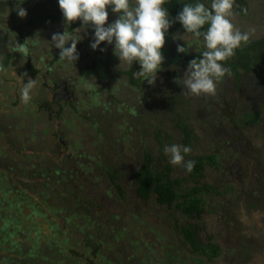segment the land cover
<instances>
[{
  "label": "rangeland",
  "instance_id": "obj_1",
  "mask_svg": "<svg viewBox=\"0 0 264 264\" xmlns=\"http://www.w3.org/2000/svg\"><path fill=\"white\" fill-rule=\"evenodd\" d=\"M21 6L27 10L23 18L15 10L19 0H0V33L7 28L17 35V44V39L30 44L25 57L15 49L9 59L11 43L0 42V62L5 59L2 55L9 61L0 70V129L7 116L21 125L9 128L7 136L0 134V187L27 189L35 195L39 190L35 183L46 171L51 177L50 188L63 191L62 202L77 213L72 219L83 227L74 231L67 225L75 249L64 254L60 248L66 243L48 247V238L40 239L43 247L34 252L32 230L27 238L20 237L24 240L12 236L10 244L21 242L19 251L14 252L7 241L3 242L0 264H198L197 253L182 232V227L190 224L198 226L200 243L210 239L221 247V255L209 264H264V111L252 105L253 94L264 90V64H251L239 75H226L217 85L215 96L188 95L176 78L183 76L195 55H200L201 47L185 34L190 47L186 53L177 52V44H186L180 38L184 31L170 25L162 47L164 60L154 83L133 75L135 81H128L130 68L117 67L119 59L113 54V46L101 42L99 47L105 51L99 47L93 50L89 44L93 29L81 28L78 18L65 25L63 18H56L60 8L45 0H23ZM239 8L245 13L234 11V22L241 30L255 28L250 41L263 36L264 0H245ZM116 15L109 9L106 23ZM79 29L83 37L76 45L79 58L74 65L64 64L58 60L59 49L51 48L47 40L55 32L76 33ZM242 45L237 49H243ZM41 56L42 61L38 59ZM44 61L47 68L51 67L47 96ZM132 67L131 73L140 65L133 62ZM68 75L79 81L74 102L77 98L82 101L72 106L61 103L56 106L57 113L45 110L42 99L52 101L48 79L60 81ZM29 77L35 78L36 87L32 101L25 106L20 103L19 88ZM36 107L43 112L44 122L34 121ZM22 110L25 118H19ZM248 115L255 120L246 121ZM188 129L194 135L191 138H185ZM173 142L191 147L186 160L207 151L218 153L216 163L204 164V176L195 185L215 183L220 192L205 197L204 210L197 217L185 214L174 204L161 203L153 195L143 198L132 181L148 152L153 164L160 169L170 166V176L177 177L186 190L191 187L194 183L188 171L182 165L170 164L163 152L164 145ZM103 166L109 167L114 182ZM54 168L65 172L60 176L67 180L59 185L53 180L59 177L54 175ZM69 172L76 174L69 176ZM4 178L11 181L9 185ZM22 208L32 215L31 208ZM44 209L46 216L52 217L47 206ZM32 220L47 235V220L37 215H32ZM23 226L28 228V224ZM55 238L61 240L63 235Z\"/></svg>",
  "mask_w": 264,
  "mask_h": 264
},
{
  "label": "clouds",
  "instance_id": "obj_2",
  "mask_svg": "<svg viewBox=\"0 0 264 264\" xmlns=\"http://www.w3.org/2000/svg\"><path fill=\"white\" fill-rule=\"evenodd\" d=\"M15 7L21 18L27 15V10L21 6ZM168 0H57L65 25L71 24L77 18L81 28H91L92 39L89 44L96 50L101 42L113 46V54L119 59V66L131 68L133 62L140 65L134 71V77L140 76L153 84L157 72L162 67L164 56L162 47L170 25L179 21L184 32L180 38L186 44H177L176 50L186 53L190 47L185 34H190L201 47L200 55L191 59L182 77L176 78L183 85L182 92L192 96H215L217 85L226 75L231 76V69L224 63L235 54V50L243 43L250 41L255 33L254 27L246 30L234 22L235 0H185L182 9L173 19H169L168 9L164 6ZM109 9L117 14L111 22L108 21ZM206 25V27H205ZM76 33L55 32L50 41L51 48L59 49V61L74 65L79 58L77 42L83 37ZM100 51L105 48L99 47ZM23 76H27L24 73ZM36 87L35 78L23 79L19 88V99L23 105H28L33 98ZM168 162L172 165H182L191 172L192 160L185 157L191 152L186 144L173 142L163 147Z\"/></svg>",
  "mask_w": 264,
  "mask_h": 264
},
{
  "label": "trees",
  "instance_id": "obj_3",
  "mask_svg": "<svg viewBox=\"0 0 264 264\" xmlns=\"http://www.w3.org/2000/svg\"><path fill=\"white\" fill-rule=\"evenodd\" d=\"M45 2L51 3L53 7H59L57 0H48V1L45 0ZM184 2L185 0H168V2L164 6L168 9L169 19H173L176 16V14L182 9ZM244 2L245 0H235L233 10L234 11L238 10L241 11L240 13H245V11H242L241 8H239L243 5ZM45 4L44 6L47 5ZM51 15H48V17H50ZM56 18L62 19L63 18L62 13L60 12L59 15L56 16ZM171 26L176 30L184 31L179 21H174L171 24ZM4 39L8 41L6 36L0 34V42H2ZM4 43L5 45L7 44L6 42ZM9 53H13V52L10 51ZM26 53L27 50H25L20 55L25 57L27 55ZM244 54L247 55L246 58ZM29 59L32 58L29 57ZM224 63L235 73L238 72V71L236 72V68L237 69L242 68L244 70H248L249 68H251L249 66L251 64H253L255 67L258 66L259 63H264V35L253 40L252 42H250L249 45H246V47H244L243 49H236L235 54ZM8 64L9 61L7 58H5L2 61V63H0V70H2L4 67L6 68ZM132 69L133 67L130 68V70H128V73L130 74V79L135 81L131 73ZM23 112L25 111L22 110V113H20L21 116L19 118L26 117V115ZM132 112L136 113L135 110H133ZM252 119L255 120V117H252ZM96 126L98 127V125ZM19 127H21V125L18 123V121H15L13 118L9 120V116H7L5 119V124L3 123V128L0 129V134H2V137H4L3 135H6L5 132L9 128L17 129ZM185 132L187 133L188 131L185 130ZM188 160L193 161L191 174L193 175V177H196L195 178L196 181L200 179L197 177L202 175L201 172L204 167V163L206 161H213L214 163H216L214 157H210L209 155L207 156L205 154L190 157ZM170 169H171L170 166L160 169L158 165L153 164L150 155L148 154V152H146L145 160L142 161V165L139 167L137 171L133 173L132 181H135L136 183L137 193L141 195L143 198H147L153 195L161 203H167L168 205L174 204L175 207L182 210L191 217L199 216L204 210L203 207L204 198L201 196L202 194L201 189L199 188V186L195 185L191 189L185 191H182L181 190L182 187H180L181 191L178 192L176 190L175 185L179 184L180 180L177 177L170 176L171 173ZM103 170H105L104 173L110 177V180L114 182V175L111 174V170L109 169V167L103 166ZM45 172L46 171H44L43 174ZM61 172L64 171L63 170L61 171L59 168H54L53 170L54 175L59 176V177L56 176L57 178L53 179L56 185H59L58 183H60L61 181L67 180L65 179V176H60ZM72 174H76V172L73 173L69 172V176H72ZM44 175L46 177L44 176V178H42L38 183H35V185L39 186L38 188L39 190L36 191L37 193H35V195L31 194L30 192L27 193L26 191L27 189L16 190L14 187L12 188V190H10V189H5V187H0V193H1L0 245L3 242L7 241V245L9 244V248L11 250H14L15 252L18 250L19 243L21 242L20 241H18L17 243L11 242L10 244V237L15 236L21 240H24L23 238L20 237H22V235L23 236L26 235L25 237L27 238L28 231L30 232L32 230L34 237L31 238L33 241L32 242L33 246L31 247V249L34 250V252L36 248L42 249L41 247L43 246H40L41 243L40 239L44 240L45 238L46 240L48 238L47 242L45 243L46 245H48V247H50L52 243L54 245L57 244L58 246H60L65 242L66 246L63 247L61 246L60 248L61 249L60 253L62 254L68 251L74 252L75 248L72 243V239L69 231H66V227L68 225L74 231H82L81 229L77 228L82 225H78L76 221L72 219L73 217L77 216V213L74 212L72 209H69V207L62 202V197L64 196L63 191L60 190V188H57V190L51 189L50 188L51 177L48 175V173ZM3 180H5L6 185H9L11 182V181H7L6 178H4ZM204 186L205 188L216 189V186L210 183H206ZM30 188L33 189L32 187ZM118 190L123 191V189L120 187L118 188ZM23 206H26L27 208H31L32 210L31 213L33 216L37 215L47 220V226H48V233L46 232L47 235L42 234L41 228L38 225H36L35 222L32 220V215L28 214L23 210L22 208ZM44 206L45 207L47 206V210H48L47 213L50 212L52 217L48 218L46 216V210L44 209ZM69 211L73 213L68 215L67 213ZM58 219H62L64 222L62 224H59L57 222ZM26 224H28V228H25L23 226ZM197 230H198V226L193 224L184 225L182 227V232L185 236V239L187 240V243L192 248V250H194L197 253L198 256L196 259L197 263L209 264L211 261H213L214 259H216L218 256L221 255L222 253L221 247L218 243L210 239L207 242L200 243L197 238ZM60 234L63 235V238L61 240L55 238L57 235ZM9 248L8 246L6 247V249L8 250ZM31 251L28 250L27 253ZM167 260L171 261L170 259Z\"/></svg>",
  "mask_w": 264,
  "mask_h": 264
},
{
  "label": "flooded vegetation",
  "instance_id": "obj_4",
  "mask_svg": "<svg viewBox=\"0 0 264 264\" xmlns=\"http://www.w3.org/2000/svg\"><path fill=\"white\" fill-rule=\"evenodd\" d=\"M45 23H47V15H46V21H45ZM5 32L3 33H0L1 35H5L6 36V38L8 39V41L6 40V39H4L5 40V42L6 43H8V42H10L11 43V45H12V47H11V45H10V48H9V50L11 51V52H13V50H15V49H17V50H19V53L20 54H22L25 50H28V46L30 45L26 40H21L20 42H22V43H20L19 41H18V39L16 40L19 44H17L16 42H15V37L17 36L16 34H14L13 32H11V31H9L7 28L4 30ZM31 41H34V40H31ZM253 40H251V41H249V42H247L246 44H243L242 45V48H244V47H246V45H249L250 44V42H252ZM14 44V45H13ZM259 50V49H258ZM7 53V52H6ZM47 53V52H46ZM27 54V53H26ZM238 54V53H237ZM13 56V53H10V55H9V52H8V58L10 59L11 57ZM6 56H4V55H2V58H7ZM21 59H22V57L21 56H19ZM24 57V56H23ZM94 58V57H93ZM96 58V57H95ZM39 60H41L42 61V56L41 57H39L38 58ZM0 63H2V62H0ZM260 64V63H259ZM262 64H264V63H262ZM98 66L96 67L97 68V70H98V73H100V68H99V64H97ZM44 66H46V75H44V77H46V82H45V87L46 88H44L45 90H46V96H47V73L49 74V72H50V64H49V67L50 68H47V62L46 61H44ZM17 69H19V67H17ZM19 72L21 71L20 69L18 70ZM238 71V72H237ZM244 71V69H242V68H240V69H237L236 68V72L237 73H235V72H233V70H231V73H235V75L236 74H238L239 75V73H241V72H243ZM99 76V75H98ZM129 78H128V81H133V80H131L130 79V75L128 76ZM257 79V78H256ZM53 81V82H52ZM257 81V80H256ZM252 82H254V80L252 81ZM76 83H79V81L78 80H76V79H74L72 76H70V75H68L67 77H62V78H60V81H59V78H57V79H48V84H49V87H48V92L50 93V98L52 99V101L51 102H47V98H43L42 99V101L44 102V105H45V110H47V108H49V109H53L54 110V112H58L57 110V108H56V106L57 105H61V103H64L65 105H70V106H72V105H76V104H78L79 102H81L82 100L81 99H76V101L74 102V99L77 97L76 96V89H77V84ZM256 83V82H255ZM93 86L91 85V88H92ZM255 87H256V85H255ZM262 85H259V88H261L262 89ZM258 88V89H259ZM260 89V90H261ZM264 89V88H263ZM78 90V89H77ZM61 91L63 92V96L64 97H62V96H60L59 95V93H61ZM253 96L255 97V103L254 104H252L255 108L256 107H259V106H261V111H264V90H263V92H260V91H257L256 93H254L253 94ZM256 102H260L261 104L260 105H258V104H256ZM36 106V105H35ZM54 106V107H53ZM62 106H63V104H62ZM34 111L36 112H34L33 114H32V112H31V109H28L27 110V112H29L30 114H32V115H34V121L35 122H44V120H41V115L43 114V112L42 111H40V110H38V108L36 107L35 109H34ZM51 114V113H50ZM31 115V116H32ZM36 117H37V119H36ZM248 117V119L246 120V121H250V122H252L253 121V119H252V116H250V115H248L247 116ZM254 117V116H253ZM189 130V129H188ZM222 130L220 129L219 130V132H221ZM190 134H189V133ZM187 133L189 134H187L186 132H184V135H186L185 136V138H191L192 136H194L193 134H192V132L189 130ZM58 139L60 140V141H62V139H60V137H58ZM234 141V140H233ZM218 153H214V152H211V151H207L206 153H205V155H209L210 157H214L215 158V156L217 155ZM204 155V154H203ZM211 162H213V161H206L204 164L205 165H212V164H214V162L213 163H211ZM47 172H45L44 174H46ZM202 173V172H201ZM204 173H202V175H200V176H198L197 178H201V177H203L204 175H203ZM188 177L193 181V185L191 186V187H188L187 186V190H189V189H191L192 187H194L195 186V183H196V180H195V178L196 177H193V175L191 174V172H188ZM200 184V186H199V188L201 189V191H202V194H201V196L204 198V203H205V197H209L210 195H216V194H218L220 191H217V188L216 189H212V188H205V184H206V182L204 183V182H199ZM210 184H212L213 185V183H210ZM214 186H215V183H214ZM175 187H176V190L178 191V192H180L181 190L182 191H185L186 189L181 185V183L179 182V184H177V185H175ZM180 187H182L181 188V190H180ZM185 213V212H184ZM186 214V213H185Z\"/></svg>",
  "mask_w": 264,
  "mask_h": 264
},
{
  "label": "water",
  "instance_id": "obj_5",
  "mask_svg": "<svg viewBox=\"0 0 264 264\" xmlns=\"http://www.w3.org/2000/svg\"><path fill=\"white\" fill-rule=\"evenodd\" d=\"M59 95H60V96H62V97H64V96H63V92H62V91H61V93H59Z\"/></svg>",
  "mask_w": 264,
  "mask_h": 264
}]
</instances>
